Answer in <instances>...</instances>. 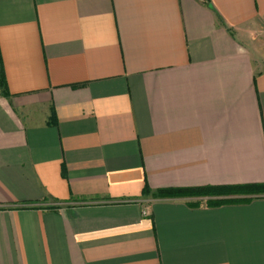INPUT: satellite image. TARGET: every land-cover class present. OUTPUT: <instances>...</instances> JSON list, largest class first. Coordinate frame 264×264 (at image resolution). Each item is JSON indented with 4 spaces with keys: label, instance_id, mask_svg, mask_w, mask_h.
Instances as JSON below:
<instances>
[{
    "label": "crops",
    "instance_id": "obj_1",
    "mask_svg": "<svg viewBox=\"0 0 264 264\" xmlns=\"http://www.w3.org/2000/svg\"><path fill=\"white\" fill-rule=\"evenodd\" d=\"M0 59V264H264L212 192L264 184V0H0Z\"/></svg>",
    "mask_w": 264,
    "mask_h": 264
},
{
    "label": "trees",
    "instance_id": "obj_2",
    "mask_svg": "<svg viewBox=\"0 0 264 264\" xmlns=\"http://www.w3.org/2000/svg\"><path fill=\"white\" fill-rule=\"evenodd\" d=\"M1 60V59H0ZM7 84L2 65H0V88L6 89ZM212 189H167L158 192L159 198L177 199L188 197H203L210 195ZM147 192V191H146ZM212 192L223 197H233L221 199L213 202V205L219 206L231 203H242L251 201L253 198L264 196V184H254L247 186L234 187L229 190L224 188L213 189Z\"/></svg>",
    "mask_w": 264,
    "mask_h": 264
},
{
    "label": "built area",
    "instance_id": "obj_3",
    "mask_svg": "<svg viewBox=\"0 0 264 264\" xmlns=\"http://www.w3.org/2000/svg\"><path fill=\"white\" fill-rule=\"evenodd\" d=\"M144 215H147V212L146 211L144 212Z\"/></svg>",
    "mask_w": 264,
    "mask_h": 264
}]
</instances>
